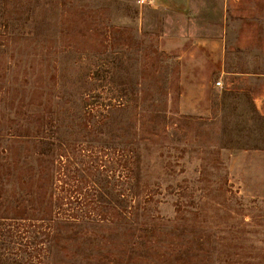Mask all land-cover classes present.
Here are the masks:
<instances>
[{
    "label": "rangeland",
    "instance_id": "1",
    "mask_svg": "<svg viewBox=\"0 0 264 264\" xmlns=\"http://www.w3.org/2000/svg\"><path fill=\"white\" fill-rule=\"evenodd\" d=\"M0 264H264V0H0Z\"/></svg>",
    "mask_w": 264,
    "mask_h": 264
},
{
    "label": "built area",
    "instance_id": "2",
    "mask_svg": "<svg viewBox=\"0 0 264 264\" xmlns=\"http://www.w3.org/2000/svg\"><path fill=\"white\" fill-rule=\"evenodd\" d=\"M154 0H136V3L139 6H148L151 5Z\"/></svg>",
    "mask_w": 264,
    "mask_h": 264
}]
</instances>
